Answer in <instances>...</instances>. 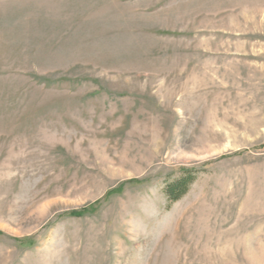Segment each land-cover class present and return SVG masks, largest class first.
<instances>
[{"label": "rangeland", "instance_id": "obj_1", "mask_svg": "<svg viewBox=\"0 0 264 264\" xmlns=\"http://www.w3.org/2000/svg\"><path fill=\"white\" fill-rule=\"evenodd\" d=\"M0 264H264V0H0Z\"/></svg>", "mask_w": 264, "mask_h": 264}, {"label": "trees", "instance_id": "obj_2", "mask_svg": "<svg viewBox=\"0 0 264 264\" xmlns=\"http://www.w3.org/2000/svg\"><path fill=\"white\" fill-rule=\"evenodd\" d=\"M192 180L193 178L190 174H184L173 184L168 185V187L166 188L168 197H170L172 200H176L177 198H179L183 193H185Z\"/></svg>", "mask_w": 264, "mask_h": 264}]
</instances>
